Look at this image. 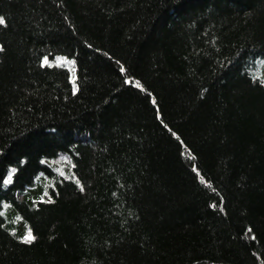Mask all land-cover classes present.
<instances>
[{
    "label": "trees",
    "instance_id": "16d2710c",
    "mask_svg": "<svg viewBox=\"0 0 264 264\" xmlns=\"http://www.w3.org/2000/svg\"><path fill=\"white\" fill-rule=\"evenodd\" d=\"M0 18V264H264V0Z\"/></svg>",
    "mask_w": 264,
    "mask_h": 264
},
{
    "label": "snow or ice",
    "instance_id": "6c2138e0",
    "mask_svg": "<svg viewBox=\"0 0 264 264\" xmlns=\"http://www.w3.org/2000/svg\"><path fill=\"white\" fill-rule=\"evenodd\" d=\"M4 20L3 18H0V24H3ZM35 239L34 236H32L31 232L28 233L27 237L25 238V243H31Z\"/></svg>",
    "mask_w": 264,
    "mask_h": 264
}]
</instances>
